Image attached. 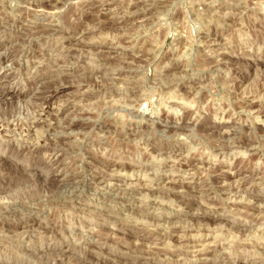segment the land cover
Here are the masks:
<instances>
[{
  "label": "rangeland",
  "instance_id": "rangeland-1",
  "mask_svg": "<svg viewBox=\"0 0 264 264\" xmlns=\"http://www.w3.org/2000/svg\"><path fill=\"white\" fill-rule=\"evenodd\" d=\"M0 264H264V0H0Z\"/></svg>",
  "mask_w": 264,
  "mask_h": 264
},
{
  "label": "bare ground",
  "instance_id": "bare-ground-1",
  "mask_svg": "<svg viewBox=\"0 0 264 264\" xmlns=\"http://www.w3.org/2000/svg\"><path fill=\"white\" fill-rule=\"evenodd\" d=\"M31 7V6H30Z\"/></svg>",
  "mask_w": 264,
  "mask_h": 264
}]
</instances>
